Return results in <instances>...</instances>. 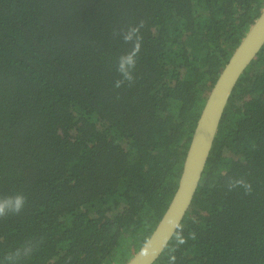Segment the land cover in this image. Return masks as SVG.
Wrapping results in <instances>:
<instances>
[{
  "label": "trees",
  "instance_id": "obj_1",
  "mask_svg": "<svg viewBox=\"0 0 264 264\" xmlns=\"http://www.w3.org/2000/svg\"><path fill=\"white\" fill-rule=\"evenodd\" d=\"M264 0H0V264H126L180 181L211 89ZM143 20L135 83L121 37ZM183 222L154 264H264V46L224 111ZM243 176L229 192L227 177ZM185 240L177 245L176 234ZM175 249V251H173Z\"/></svg>",
  "mask_w": 264,
  "mask_h": 264
},
{
  "label": "water",
  "instance_id": "obj_2",
  "mask_svg": "<svg viewBox=\"0 0 264 264\" xmlns=\"http://www.w3.org/2000/svg\"><path fill=\"white\" fill-rule=\"evenodd\" d=\"M264 46V8L211 89L192 135L177 190L149 239L126 264H154L177 232L199 187L224 111L245 70ZM158 255L146 256V246Z\"/></svg>",
  "mask_w": 264,
  "mask_h": 264
},
{
  "label": "clouds",
  "instance_id": "obj_3",
  "mask_svg": "<svg viewBox=\"0 0 264 264\" xmlns=\"http://www.w3.org/2000/svg\"><path fill=\"white\" fill-rule=\"evenodd\" d=\"M145 27V22L141 20L139 24L128 26L125 30H119L113 32L114 36L121 37L126 45H131L129 50L120 55L116 60V71L120 74V79L115 82V87L120 88L125 83L131 87L135 83V70L137 68V61L139 53L142 48L143 37L141 35V29ZM224 187L229 191L243 188L246 195L252 194V185L243 176L237 178L229 176L225 180ZM27 196L23 192H17L13 195L0 196V218L7 217L9 215H20L27 204ZM177 245L185 243L181 234H176ZM36 244L33 241H27L21 244L14 250L9 251L3 257L2 264H20L22 260L30 257ZM147 250L144 252L146 256L158 255V250L152 249L150 251V245L146 246ZM175 251V249L173 250ZM170 264H175L176 256L172 255L169 258Z\"/></svg>",
  "mask_w": 264,
  "mask_h": 264
}]
</instances>
